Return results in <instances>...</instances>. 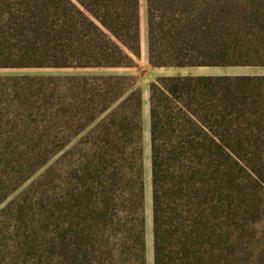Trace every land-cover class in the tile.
<instances>
[{"label": "trees", "instance_id": "trees-1", "mask_svg": "<svg viewBox=\"0 0 264 264\" xmlns=\"http://www.w3.org/2000/svg\"><path fill=\"white\" fill-rule=\"evenodd\" d=\"M147 33L155 69L264 68V0H147ZM141 55V0H0V69ZM149 106L153 264H264V75ZM143 108L136 76H0V264H149Z\"/></svg>", "mask_w": 264, "mask_h": 264}, {"label": "rangeland", "instance_id": "rangeland-1", "mask_svg": "<svg viewBox=\"0 0 264 264\" xmlns=\"http://www.w3.org/2000/svg\"><path fill=\"white\" fill-rule=\"evenodd\" d=\"M142 16V45L147 42V0H141ZM103 72L95 70H74V69H0V76H101ZM131 76L139 78L140 85L143 89V119H144V142L146 153V170H147V209H148V245H149V264H153V240H152V186H151V150H150V84L161 76H242V75H264V68L238 67V68H163L155 69L149 65L148 59L145 60L143 54L138 60V67L131 71ZM145 91L148 93L145 96ZM46 168L41 170L33 180L40 177ZM28 185L23 187L18 194L23 192ZM11 198V199H12ZM5 206V205H4ZM0 208V211L4 207ZM1 228V226H0Z\"/></svg>", "mask_w": 264, "mask_h": 264}, {"label": "crops", "instance_id": "crops-1", "mask_svg": "<svg viewBox=\"0 0 264 264\" xmlns=\"http://www.w3.org/2000/svg\"><path fill=\"white\" fill-rule=\"evenodd\" d=\"M142 54L145 60L149 61V48H148V34H147V42L144 46L142 45ZM136 68H117V69H80V70H95L103 72L102 75H130L131 71ZM163 69V68H160ZM196 69V68H195ZM147 92L145 91V96H147Z\"/></svg>", "mask_w": 264, "mask_h": 264}]
</instances>
